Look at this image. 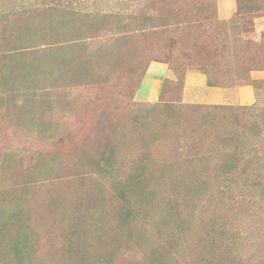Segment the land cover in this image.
Listing matches in <instances>:
<instances>
[{
	"label": "rangeland",
	"instance_id": "obj_1",
	"mask_svg": "<svg viewBox=\"0 0 264 264\" xmlns=\"http://www.w3.org/2000/svg\"><path fill=\"white\" fill-rule=\"evenodd\" d=\"M262 18L264 0H0V264H264ZM191 71L256 101L198 102ZM205 112L251 144L223 148ZM225 152L242 173L216 179Z\"/></svg>",
	"mask_w": 264,
	"mask_h": 264
},
{
	"label": "trees",
	"instance_id": "obj_2",
	"mask_svg": "<svg viewBox=\"0 0 264 264\" xmlns=\"http://www.w3.org/2000/svg\"><path fill=\"white\" fill-rule=\"evenodd\" d=\"M257 6V5H256ZM248 7L251 8L252 6H250L248 4ZM255 7V6H253ZM252 7V8H253ZM247 60H249V62H251L250 64L255 65L254 67H258V66H263L262 64H264V54L261 53H257L255 54L254 52H251L249 54V56L246 58ZM244 60V59H243ZM243 60L240 61H236V62H241ZM237 64V72L239 71V73H237V76L240 77H248V68L243 67L240 68L239 67V63H235ZM235 72V71H234ZM242 76H241V75ZM252 82V81H251ZM208 83L209 84H213V82L209 81L208 79ZM219 108V107H217ZM223 109H231L229 107H222ZM198 111V110H195ZM221 118H217L216 114H212L210 112H205L202 114L201 119L199 121V123H197L195 125V127H198L200 130H204L205 133L210 135L211 132H215L217 135V140L220 141V143L222 144L221 146L223 148H227L229 150V148L232 149H236V148H245L247 145H250V138L254 135L253 131H251V129H249L250 131H246L244 134H241L240 131L237 130V127L240 126H245L243 123L242 124H238L237 126L231 127V129H229L226 126V122L225 119L220 120ZM199 133V132H198ZM224 161L222 162V164L217 168V173L214 174V177L217 179L218 177H222L223 179L228 177V174L233 173L234 171H237V160L235 158V155L233 153H226L224 154ZM207 168V167H206ZM204 168L203 170H200L198 172L199 175H203V177L205 175H207V169ZM237 172L242 173V169L238 170ZM203 181L207 182V180L205 178L202 179ZM202 182L201 183H197L196 185L192 186V187H188L190 189L189 192L192 194H196L198 195L199 193L203 192L202 195H205L207 192V186L205 184V186H202ZM258 184V183H257ZM198 189V191L196 192V190Z\"/></svg>",
	"mask_w": 264,
	"mask_h": 264
},
{
	"label": "crops",
	"instance_id": "obj_3",
	"mask_svg": "<svg viewBox=\"0 0 264 264\" xmlns=\"http://www.w3.org/2000/svg\"><path fill=\"white\" fill-rule=\"evenodd\" d=\"M263 23L262 24H256V31L258 34V38H260L262 31L264 30V18H262ZM159 68V64H156ZM160 65H162L160 63ZM156 69L155 74H157V77L150 78L151 83H154L156 85V89H149L148 96L154 95L155 91L158 89L160 78L159 76L164 75V72L166 68L164 66H161L159 69ZM253 77L256 79H264V69L259 70H253L252 71ZM159 75V76H158ZM155 80H157V83H155ZM153 85V84H152ZM205 85V79L201 76V74H197L195 71H191L188 74L186 87H185V96L188 92L189 86L200 88L203 87L206 91L199 92L196 94L194 100H197L198 102H211V103H220V102H229V103H239V104H249L254 101H256L255 97V90L254 87L251 85L246 86H240V87H232V88H218V87H207ZM201 97V99H198L197 97ZM193 97H191L192 99Z\"/></svg>",
	"mask_w": 264,
	"mask_h": 264
}]
</instances>
